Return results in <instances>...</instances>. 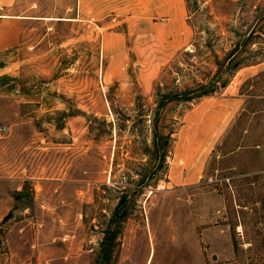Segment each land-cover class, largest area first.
<instances>
[{"label": "rangeland", "instance_id": "obj_1", "mask_svg": "<svg viewBox=\"0 0 264 264\" xmlns=\"http://www.w3.org/2000/svg\"><path fill=\"white\" fill-rule=\"evenodd\" d=\"M16 10L20 42L0 53V264H264V0ZM245 41L226 87L164 107L159 162L162 96L209 81Z\"/></svg>", "mask_w": 264, "mask_h": 264}, {"label": "trees", "instance_id": "obj_2", "mask_svg": "<svg viewBox=\"0 0 264 264\" xmlns=\"http://www.w3.org/2000/svg\"><path fill=\"white\" fill-rule=\"evenodd\" d=\"M252 32L248 35V40L252 41ZM247 40V41H248ZM249 42H243V43H237L234 45L233 48H231L228 53L225 55L223 60H221L219 57L216 58V65H217V71L212 76V78L205 82V83H198L195 87L187 88L183 91L175 92V93H167L162 96V99L158 103V110L156 113V117L154 119L153 124V145L157 160L159 162H164L166 159V156L169 152V141H170V134L164 135L160 131V121L159 117L160 114H162V111L164 107L169 104L172 101H180V100H191L197 97L212 95L215 93L218 89L222 87H226L228 85V80L224 79L225 72H228L231 75L234 74L235 70L240 67V65L243 63L244 58V48L247 47ZM264 58L262 59V61ZM261 62V61H260ZM227 69V70H226ZM148 177H143L140 182L141 183H147ZM123 218H119L118 221H121ZM111 233V232H110ZM112 235L115 237L116 231L114 230V233ZM108 237H111L110 235ZM110 257V255L105 254L104 258Z\"/></svg>", "mask_w": 264, "mask_h": 264}, {"label": "crops", "instance_id": "obj_3", "mask_svg": "<svg viewBox=\"0 0 264 264\" xmlns=\"http://www.w3.org/2000/svg\"><path fill=\"white\" fill-rule=\"evenodd\" d=\"M19 0H0V53L18 45L26 18L16 10Z\"/></svg>", "mask_w": 264, "mask_h": 264}]
</instances>
